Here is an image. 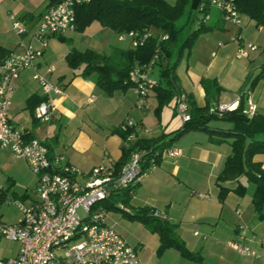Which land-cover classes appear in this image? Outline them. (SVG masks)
<instances>
[{"label": "crops", "instance_id": "crops-1", "mask_svg": "<svg viewBox=\"0 0 264 264\" xmlns=\"http://www.w3.org/2000/svg\"><path fill=\"white\" fill-rule=\"evenodd\" d=\"M0 1V46L8 51H22L24 44L41 48L34 34L50 0ZM209 15L208 29L197 36L191 48H185L188 49V62L175 68L181 87L202 107L207 104L202 80L216 78L224 88L219 101L231 102L243 96L242 108H247L245 92H249L257 105L256 112L264 114V72L252 84L255 76L263 71L264 25L245 14H242V24L238 25L226 20L214 7ZM13 19L24 22L27 29L24 34L15 30ZM94 22L81 31L51 36L43 56L38 59L39 72L65 89V95H53L55 118L41 121L35 115L45 94L31 68L22 70L15 80L9 111L10 120L26 129L29 137L40 139L50 155H61L64 163L79 168L77 179L81 182L89 179L97 165L114 164L122 158L125 140L116 129L125 121L131 119L136 125L132 140L156 137L182 126L180 121L173 123L174 119L163 117L155 89L139 107L134 88L117 89L109 95L98 85L95 74L83 76L82 69L69 66L66 56L72 47L91 48L102 53L131 47L129 40L120 39L116 31L102 23L85 35ZM248 43L256 44L257 48L250 49L248 58L237 57L238 48ZM178 48L180 54L185 50L181 51L180 45H176L171 63ZM50 66H54V70H50ZM154 70L153 76L159 79L157 69ZM153 92L159 102L155 107L158 119L154 123L156 127L148 130V104ZM172 100L176 116V100ZM209 124L226 129L233 126L228 120L222 125ZM233 139L231 136L215 142L206 130L192 129L172 144L181 154L162 156L159 162L145 170L136 186L110 198V204L115 207L105 206L106 222L136 247L144 264H264V216L254 204L256 184L246 175L228 180L225 184L230 191L220 198L217 176L232 153ZM254 159L261 162L264 169V153L256 154ZM37 182L26 159L17 157L9 148L0 147V220L8 224L18 222L20 212L14 200L28 202ZM239 184L246 186L245 192L236 190ZM125 196L128 204L123 201ZM5 200H8L7 206ZM120 203L131 213L149 208L151 213L157 210L164 214L162 219L175 226L176 232L199 259L187 258L174 247L158 252L159 234L142 221L131 218V213L119 207ZM230 241L246 244L259 255L242 254L230 245ZM20 249V242L0 237V260L9 263L19 256Z\"/></svg>", "mask_w": 264, "mask_h": 264}, {"label": "built area", "instance_id": "built-area-1", "mask_svg": "<svg viewBox=\"0 0 264 264\" xmlns=\"http://www.w3.org/2000/svg\"><path fill=\"white\" fill-rule=\"evenodd\" d=\"M84 1L62 0L47 8L34 34L41 42V48L24 44L22 51L12 50L0 57V147L9 148L17 157L26 159L38 180L28 202L14 200L20 212L18 222L8 224L0 220V237L21 243L19 256L12 258L8 264H144L136 247L106 222L107 208L104 205L114 193L140 182L143 175L142 153L133 151L119 170L113 163L103 162L93 169L87 181L81 182L77 179L79 168L64 163L61 155H50L48 147L40 139L29 137L27 130L14 124L9 116L15 80L22 70L31 68L35 71L33 77L40 83L45 94V98L36 107L35 115L41 121L55 118L53 95L63 96L65 89L42 75L37 62L43 56L51 36L65 35L76 30V7ZM211 3L222 12L226 20L242 24V13L234 0H211ZM209 17L207 14L203 21L207 22ZM13 26L19 34L27 31L21 20L13 19ZM151 35L149 30H132L119 34V38L128 39L137 47L144 44ZM256 48L254 43L240 46L237 57L248 58L250 49ZM157 58L159 52L155 53L148 64L136 67L131 72L132 88L137 93L139 107L143 106L150 91L159 83L152 73ZM50 70H54V66H50ZM245 94L248 107L241 112L251 117L256 113L257 105L249 92ZM242 97L231 102L215 103L210 112L218 116L235 112L240 109ZM176 104L183 121L190 120L186 95H179ZM133 125V120L129 119L122 127L127 129ZM133 137L131 134L124 145L128 146ZM179 154L180 149L171 148L163 156ZM118 205L131 213L123 203ZM152 213L165 218L157 210ZM229 243L242 254L259 255L246 244L238 241Z\"/></svg>", "mask_w": 264, "mask_h": 264}, {"label": "trees", "instance_id": "trees-1", "mask_svg": "<svg viewBox=\"0 0 264 264\" xmlns=\"http://www.w3.org/2000/svg\"><path fill=\"white\" fill-rule=\"evenodd\" d=\"M60 1L62 0H50L46 7L56 5ZM234 3L242 14L248 15L258 24L264 25V0H234ZM213 7L211 0H176L175 2L167 0H86L76 7V30H84L93 21H99L112 28L118 35L132 30L140 32L149 30L152 35L144 44L137 47L131 45L129 48H118L112 53H102L91 48L82 50L72 47L68 51L66 59L71 68L82 69L81 74L83 76L95 74L98 85L107 94L112 95L117 89L132 87L130 79L132 70L148 64L155 53L159 52L155 66L158 71L159 83L155 90L160 107L168 104L174 98L177 100L179 95L185 94L191 119L183 121L179 128L164 132L159 136L138 137L131 140L128 146L124 145L123 156L114 163V166L119 170L128 160L130 154L133 151H138L142 153V171L144 173L151 165L159 162L163 153L172 148L174 141L192 129L206 130L212 141L215 142L233 136L234 139L231 141L232 153L228 156L224 168L217 176L220 198L223 199L230 191V188L225 184L226 181L246 175L249 180L256 184L254 204L264 216V169L261 162L254 159L256 154L264 153V114L256 112L247 118L235 116L242 113L243 97L239 110L224 116L211 113V106L220 102L219 97L224 89L216 78H204L202 80L207 104L202 107L198 106L192 96L180 85L178 75L175 72L178 59L175 63H171V56L176 45H180L181 51L185 48H191L197 36L208 29L209 26L207 22L203 21V18L211 12ZM187 10L188 19L193 16V26H190V20L184 23L180 22ZM165 35L168 37L164 38ZM60 38L64 39V36H60ZM180 41L181 43H179ZM9 52L0 46V56H5ZM263 72L264 66L263 71L255 76L252 84L262 77ZM175 107L179 115L177 104ZM215 118L231 121L233 126L227 129L213 127L209 123ZM116 131L123 136L124 140H127L131 134L136 132V125L127 129L120 126ZM131 188L133 186L126 190ZM245 188L244 184H239L236 190L243 193ZM109 200H106L104 205L108 208L115 207L110 204ZM123 201L128 204V197L125 196ZM130 217L142 221L151 231L159 234L161 244L158 252L161 253L168 247H174L187 258L199 259V255L187 246L169 220L154 216L149 208L136 210L135 213L130 214ZM4 262L8 263V261Z\"/></svg>", "mask_w": 264, "mask_h": 264}, {"label": "rangeland", "instance_id": "rangeland-1", "mask_svg": "<svg viewBox=\"0 0 264 264\" xmlns=\"http://www.w3.org/2000/svg\"><path fill=\"white\" fill-rule=\"evenodd\" d=\"M188 8H189V5H188ZM189 10V9H188ZM188 10L185 12V14L183 15V17L180 19V22L181 23H184V22H187L189 21V24L190 26L192 25L193 26V16L191 17V19H188ZM100 22L98 21H95L85 32V35H89L91 32H92V29L94 28L95 25H99ZM188 24V25H189ZM154 30V29H153ZM155 31V30H154ZM128 40V39H127ZM130 41V40H129ZM131 42V41H130ZM132 45V43H131ZM130 45V46H131ZM180 60L178 61L176 67L178 66H182L183 64H186L189 59L188 57V49H185L184 52L182 54H180V51H179V48L177 49V51L174 53V56H173V62L175 63L177 61V59ZM157 69V68H156ZM154 90V89H153ZM155 91V90H154ZM152 94H154L151 98V100L149 101L150 104H148V108H149V116L147 117V120H146V128L148 130L152 129L153 127H156L157 124H154L156 123L157 119H158V116L157 114L155 113V107L156 105H158V101H156V96H155V92H153ZM155 105V106H153ZM162 112H163V117L165 118H169L171 120H173V123H176V122H181L183 124V119L181 118L180 115H176L174 116L173 115V100H171L168 104H165L164 106H162ZM168 121V120H167ZM227 120H222V119H212L211 120V124L212 125H222L223 123H226ZM164 124H166L167 122H163ZM155 125V126H154ZM144 131V130H143ZM4 204L7 206L8 205V200H5ZM81 213H83V211L81 210L80 211Z\"/></svg>", "mask_w": 264, "mask_h": 264}, {"label": "water", "instance_id": "water-1", "mask_svg": "<svg viewBox=\"0 0 264 264\" xmlns=\"http://www.w3.org/2000/svg\"><path fill=\"white\" fill-rule=\"evenodd\" d=\"M235 116H237V117L243 116V117H245V118L248 117V116H246V115L243 114V113L237 114V115H235ZM0 264H8V263H5L4 261L0 260Z\"/></svg>", "mask_w": 264, "mask_h": 264}]
</instances>
